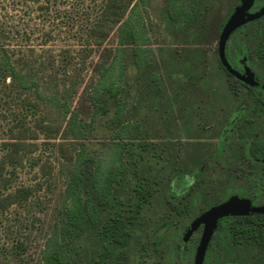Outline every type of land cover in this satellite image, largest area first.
<instances>
[{
    "label": "rangeland",
    "instance_id": "1",
    "mask_svg": "<svg viewBox=\"0 0 264 264\" xmlns=\"http://www.w3.org/2000/svg\"><path fill=\"white\" fill-rule=\"evenodd\" d=\"M238 3L0 0V43L29 82L21 89L0 81V143L26 145L19 165L5 164L0 195L24 193L0 209V264H42L45 240L65 218L71 177L97 167L106 178L122 144L126 176L100 218H125L120 264H193L200 231L182 236L197 215L231 194L264 202V92L233 80L216 53ZM263 27L264 17L226 43L231 66L262 84L254 49ZM145 178L151 191L138 205L133 185ZM227 229L214 232L204 264H247L245 239L237 245ZM80 235L75 264H102L93 230Z\"/></svg>",
    "mask_w": 264,
    "mask_h": 264
},
{
    "label": "trees",
    "instance_id": "2",
    "mask_svg": "<svg viewBox=\"0 0 264 264\" xmlns=\"http://www.w3.org/2000/svg\"><path fill=\"white\" fill-rule=\"evenodd\" d=\"M254 23H256V21L250 24ZM256 33L257 32H255V34ZM237 51L242 52V50L238 49ZM237 51L235 54L232 52L234 57L237 56ZM254 54L258 59L264 61V27L260 33V38L257 40ZM226 56L230 57L231 52L228 51ZM219 65L221 66L220 63ZM221 68L223 69L222 66ZM223 71L225 70L223 69ZM5 76L9 77L12 83L15 82V85L19 88H28L29 82L15 68L9 52H7L5 46L0 43V77L2 78L0 81H2ZM231 78L239 82L233 77ZM70 122L72 123V121ZM135 130L138 132L137 128ZM132 136L134 137L135 135ZM13 139L17 140L20 138ZM0 145L7 147L0 155L1 188L8 182V178L4 174L5 164L11 163L13 165H19L20 161L17 153L25 148L26 145L21 142H1ZM139 145L141 150L145 148L144 143L140 142ZM125 146L126 145L122 144L120 146L121 148L119 147L120 151L117 153L114 169L108 170L106 178L101 179V181L100 174H102V172H99L97 167H94L88 173L81 172V174H74V176L71 177V184L67 192V195L70 197V203L65 206V218L60 228L54 229L53 232L51 231L50 235L45 240L44 247L41 250L42 264H75L74 257L78 254V251L74 242L80 240V234L85 228L93 230V234L97 237L99 245H101L102 250L98 255V260L102 261V264H120L124 249L128 245L127 239L129 236L125 226V218L117 214L107 215V217L101 220L100 218L103 210L111 203L113 190L116 188L115 185H118L126 176V167L129 162L126 158L124 159L121 154L122 150H129L125 148ZM256 147V150L261 148L260 146ZM251 153L253 152L249 151L248 155ZM88 176H90V178ZM141 181L142 184L136 182L133 185V188L140 195L138 197V205L147 199L151 191L147 183L148 178ZM170 190L172 194L176 195V193L173 192L174 188L172 186ZM23 193V190L18 189L15 193L0 195V209L17 201ZM234 220L235 223L231 224H229L226 219L220 221L218 223V230L224 229L225 226L228 227L229 230H227L231 235V240L235 241L237 239V245H241L239 240L241 241L242 238L245 239V260L247 264H264V216L234 218ZM236 222H241L242 224H236Z\"/></svg>",
    "mask_w": 264,
    "mask_h": 264
},
{
    "label": "water",
    "instance_id": "3",
    "mask_svg": "<svg viewBox=\"0 0 264 264\" xmlns=\"http://www.w3.org/2000/svg\"><path fill=\"white\" fill-rule=\"evenodd\" d=\"M253 4L254 0H239V3L233 8L220 30L216 53L219 63L229 76L247 87L255 90H264V84H261L249 69H245L243 73L238 72L231 66L226 56V43L230 36L242 26L264 17V3L254 10L252 9ZM261 163L263 165L262 177L264 178V159L261 160ZM245 216H264V204L252 206L251 199L232 195L197 215L187 226L182 236V242H187L192 234L199 227H202L201 235L194 251L193 264H203L206 250L214 232L218 228L219 220Z\"/></svg>",
    "mask_w": 264,
    "mask_h": 264
},
{
    "label": "flooded vegetation",
    "instance_id": "4",
    "mask_svg": "<svg viewBox=\"0 0 264 264\" xmlns=\"http://www.w3.org/2000/svg\"><path fill=\"white\" fill-rule=\"evenodd\" d=\"M262 84V83H261ZM260 91H263L264 92V90H260ZM262 159H264V158H260L259 160H258V162L261 164V166L263 167V165H262V163H261V160ZM261 178L262 179H264L263 177H262V168H261ZM263 194H264V191H263ZM232 195H236V196H238V197H240V198H249V199H251V204H252V206H260V205H263L264 204V202L263 203H258L257 202V200H255V197L254 196H241V195H237V194H231V195H229V196H232ZM228 196V197H229ZM228 197H226L224 200H226ZM224 200H222V201H224ZM222 201H220V202H222ZM220 202H218V203H220ZM218 203H216V204H218ZM215 205V204H214ZM209 208V207H208ZM246 217H258V216H245V217H229V218H232V219H234V218H246ZM229 218H223V219H221L220 221H223V220H225V219H229ZM219 223V222H218ZM187 228V227H186ZM217 229H219V228H217ZM186 230V229H185ZM184 230V231H185ZM197 231H200V234H199V238H200V235H201V231H202V227H199V229L197 230ZM199 238L197 239V242H196V245H195V248H196V246H197V244H198V241H199ZM212 238H213V236H212ZM212 238H211V240H210V243H211V241H212ZM210 243H209V245H210ZM209 245H208V247H209ZM195 248H194V251H195ZM208 249V248H207ZM206 255V254H205ZM194 256V255H193ZM205 259V258H204ZM203 264H204V262H203Z\"/></svg>",
    "mask_w": 264,
    "mask_h": 264
}]
</instances>
